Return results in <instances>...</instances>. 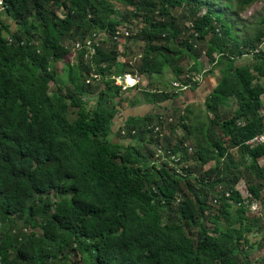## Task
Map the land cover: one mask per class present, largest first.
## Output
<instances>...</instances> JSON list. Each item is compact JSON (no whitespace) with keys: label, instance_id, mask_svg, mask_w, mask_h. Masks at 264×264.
Instances as JSON below:
<instances>
[{"label":"trees","instance_id":"trees-1","mask_svg":"<svg viewBox=\"0 0 264 264\" xmlns=\"http://www.w3.org/2000/svg\"><path fill=\"white\" fill-rule=\"evenodd\" d=\"M113 1L142 25L125 38L143 43L136 72L118 60L119 43L110 37L98 41L91 62L78 52L70 65L66 40L82 41L94 32L114 35L122 21ZM255 2L264 4L237 0L234 15ZM211 5L206 0H1L0 264H71L73 257L77 264H255L248 252L264 248V216L248 214L235 188L226 197L218 188L223 178L243 180L264 208V167L257 164L264 146L243 145L264 129V90L242 61L264 37V17L253 36L238 40ZM174 9L181 13L172 15ZM252 58L264 60V55ZM172 60L190 61L191 74L212 65L209 71L219 77L202 101L212 115L203 130L210 136L195 147L189 168L181 139L168 148L178 162L153 160L152 129L162 127L158 117L164 112L134 117L122 108L111 80L170 69L176 80L187 82L180 81L182 71ZM178 95L154 92L149 102L168 104ZM230 98L234 110H222ZM177 128L188 138L178 115L176 124L168 125L166 148ZM113 135L116 142L110 141ZM231 149L240 154L237 164ZM12 220L31 230L14 232L13 224L1 230ZM250 236L258 239L249 242Z\"/></svg>","mask_w":264,"mask_h":264},{"label":"rangeland","instance_id":"rangeland-1","mask_svg":"<svg viewBox=\"0 0 264 264\" xmlns=\"http://www.w3.org/2000/svg\"><path fill=\"white\" fill-rule=\"evenodd\" d=\"M210 2L212 5V9L215 12L220 13L222 18H225L229 24H231L232 28V34L235 38L242 39V38H249L254 35V33L257 31L258 28H260L259 20L264 17V4L261 2H255L251 4L250 6L243 9L242 12L234 15V12L236 10V1L237 0H206ZM112 6L114 9L115 17L122 21V23L118 26V29H123L128 32L129 36H133V34L140 29L142 25L134 22V20L130 17L131 12L129 9H125L123 6L120 5L118 1H113ZM229 7L230 10H227L226 7ZM200 13H203L205 11L204 8L200 9ZM58 15H61V11H57ZM172 15L178 16L181 11L180 9H174L171 10ZM7 22L10 26V30H14V25L9 20H4ZM131 34V35H130ZM72 40H66L64 42L65 48L70 51L71 48V42ZM124 41V42H123ZM116 42L119 43V48L121 49L119 53L118 60L125 64L127 67V71H135L136 68L139 65V59H140V53L143 47V43L136 40L135 38H129L126 40L124 37H119ZM247 57L252 58V56L246 55L243 57V59H246ZM202 58V57H201ZM200 58V59H201ZM204 60L205 59H201ZM72 62V61H71ZM203 62V61H202ZM173 65H178L182 71V75L180 76V81L186 76L191 75L189 73L190 68V61L183 60L181 62H178L177 60H172ZM204 63V62H203ZM73 65V62L71 63ZM60 67V66H59ZM58 67V73L61 74L60 68ZM212 65H204L202 71L208 72ZM133 76L138 77V82L135 87L131 89H127L121 94V97L123 99L122 108H130L132 106L138 105L139 103L148 102L150 99V96L154 94V92H165V93H174L175 88L172 87V83H180L179 80H176V78L172 75L171 70L164 71L160 75H152V76H138L137 74H134ZM203 81V80H202ZM202 84V83H201ZM42 86L45 89L46 83L42 82ZM66 87L68 89H71L70 84H67ZM150 87V88H149ZM152 87V88H151ZM155 88V90H152ZM154 91V92H153ZM181 94V92H179ZM260 101L263 102V99L260 98ZM234 100L230 98L224 107H222V110H234ZM178 115L184 120V124L189 129L188 138H184V133L181 131L180 128L174 129L172 131V137H170L169 141V147L166 148V144L164 142L165 138L169 137V129L168 125H175L177 122ZM163 121L162 127H159V131L155 133L157 135V141L152 145L151 152L152 155L155 153L157 154V149L160 151L158 154V158L162 157L164 152L168 150V148L171 150L172 146L174 145L175 139H181L183 143L181 144L182 147H186L187 150L186 156L188 161V168L193 165L192 160L190 157L193 155L195 147L196 146H203L204 141L207 140L205 136H210L209 132H203L204 128L208 125L209 119L212 117V115H207L204 111L203 102H199L196 107L190 108L188 111L181 112L179 110H167L162 115ZM170 120V121H168ZM114 129V125H113ZM113 131V130H112ZM154 133V132H153ZM219 136V131L215 127L214 128V138ZM222 144H226V141L223 138L219 139ZM111 142H116L117 138L116 136H110ZM157 146V147H155ZM230 155L232 157L233 164L239 163L241 160L240 154L237 149H231L229 150ZM158 158H153V160L157 161ZM223 161H221L222 163ZM258 166L264 167V156L259 158L257 161ZM235 188L241 195V197L249 194L245 190V183L243 180H238L237 178H223L222 184L219 186V190L227 193L229 188ZM262 193V192H261ZM254 200V199H253ZM257 201V200H256ZM211 208L214 210L215 206L212 204ZM262 216H264V208L262 212ZM264 218V217H263ZM15 227L14 232L16 231H23L24 233L30 231L31 229L25 225H23L21 222L17 220H12L11 222L4 224L1 227V230H5L6 227L11 226ZM264 224V220H263ZM214 233V231H212ZM256 239H258L257 236L249 237V242H254ZM72 262L71 264H77L78 259L77 258H71ZM248 261L255 264H262L264 263V248L258 249L255 247L251 249L248 252Z\"/></svg>","mask_w":264,"mask_h":264},{"label":"built area","instance_id":"built-area-1","mask_svg":"<svg viewBox=\"0 0 264 264\" xmlns=\"http://www.w3.org/2000/svg\"><path fill=\"white\" fill-rule=\"evenodd\" d=\"M0 4H1V0H0ZM128 36V32L123 30V29H118L115 31L113 36H108L105 33H91L89 36L85 37L82 41H74L71 44V48H70V65H72L71 63L73 62L74 56L76 53L81 52L82 53V59L85 63H89L92 61V58L95 56V51L96 48L98 47V41L106 39V38H111L113 41L116 42V40L119 37H124L126 38ZM8 42H10V40H7ZM253 54H263L264 55V37H262L259 41V43L257 44V46L255 47V49L253 51L250 52V56H252ZM72 61V62H71ZM205 72L201 71L199 73H192L191 75H186L184 78L185 80H187V82L185 83H172V87L175 88L174 92L176 93H183L184 91H187L188 89H191L192 86H199L202 83L203 80V76H204ZM89 76L92 79H97V75L96 74H92L90 73ZM112 80V84L116 87L119 88V94H122L124 91H126L127 89H131L133 87L136 86L137 82H138V77L137 76H133L130 74H122V75H116L113 76L111 78ZM89 80H86V83H88ZM159 123H161L163 121V117L162 115H160L158 117ZM170 121V120H168ZM152 131L154 133H157L159 131V127L157 125H155L152 129ZM123 134V132H121V135ZM244 146L248 147V148H255L258 146H264V129L254 135L253 137H251L250 139L246 140L243 143ZM157 147V146H155ZM189 150V149H187ZM160 153V151L157 149V154H153V158H158V154ZM155 161V160H154ZM176 163L178 162V158L174 157V155H172L171 151L168 149L166 152H164L163 156L158 158L157 161H155L156 163H161V162H166L168 163V165L170 166V162ZM219 190V188H218ZM225 197L227 196V193H224ZM241 204L246 208V210L248 211V214L250 215H255V216H260L262 217V212H263V208L261 207L260 203L256 200H253L250 195H245L243 197H241ZM264 264V263H262Z\"/></svg>","mask_w":264,"mask_h":264},{"label":"crops","instance_id":"crops-1","mask_svg":"<svg viewBox=\"0 0 264 264\" xmlns=\"http://www.w3.org/2000/svg\"><path fill=\"white\" fill-rule=\"evenodd\" d=\"M243 62H247L251 65V69L257 75L256 82L262 86L264 90V60L254 59L247 57L246 59L242 58ZM150 77V76H149ZM219 81L217 71L211 70L204 74L202 84L196 87L193 90H187L180 95L173 98L169 101L168 104L161 103L158 106L150 103L149 101L139 103L138 105L132 106L129 109L123 108L126 112H129L134 117L143 116L145 113H157V112H166L167 110H179L181 112L188 111L190 108L196 107L199 102H202L212 89L217 85ZM172 93V92H171ZM170 94V93H169ZM173 94H176L174 92ZM264 101V91L260 97ZM166 110H165V109ZM264 197V191L262 192Z\"/></svg>","mask_w":264,"mask_h":264}]
</instances>
